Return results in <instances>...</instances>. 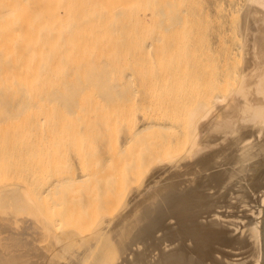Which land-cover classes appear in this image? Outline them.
I'll return each mask as SVG.
<instances>
[{"label": "bare ground", "instance_id": "bare-ground-1", "mask_svg": "<svg viewBox=\"0 0 264 264\" xmlns=\"http://www.w3.org/2000/svg\"><path fill=\"white\" fill-rule=\"evenodd\" d=\"M17 1L18 0H8L6 2V7H3L6 9L1 10V13L3 15H9L16 18L22 15V17L24 16L26 19V21L24 20L25 23L29 20V23H27L31 25L30 19L28 18L35 17V14L32 12L34 16L32 14L31 16L30 11L26 18V12H21L23 7H21L22 5L20 6ZM34 1L35 0H32L33 4ZM61 1L62 0H56L57 6H59L58 2L61 3ZM37 2L40 1L38 0ZM37 2H35L36 6L39 4H37ZM44 3L45 1L43 2V4ZM247 3L248 12L246 17L244 18V20H242L243 15L240 14L241 19L236 23L238 51L242 59L241 66H238L237 70L234 73V82L231 85L232 87L229 88V92H226L224 94L219 93V91H217V93L215 92V95H212L214 96L213 103L209 107L205 106L202 103H199V101L194 99L195 90L197 88V77L195 76V74L199 69V50L196 49V46H200L203 43L200 42L199 45L196 43L192 44L191 37L186 33L185 29L182 28L181 24H183V12L180 8H178L177 13L167 10V7H164L163 9L161 8L162 10L160 11L158 10L157 6H150L148 9L145 8L147 10V14H145V16L148 19L149 16L152 19L154 18V23L155 21L158 22V20H161L162 17L163 22H166L167 24V30L170 32V36L176 37H166L165 35L159 34L157 36H153L147 41L145 50L143 52L134 49L129 51H118V58L116 62L117 65L112 62L110 64H115L114 66H108V63L102 60L103 55L105 56V54L111 52L107 53L108 50H106L105 54L101 53L102 51L99 52L102 47L104 48V50L109 49L110 51L111 49L109 46L111 45H109L108 43V46H105L104 44L106 43L102 41L104 43L102 46V44L99 43L101 41L98 42V39L96 41L89 36L91 33L90 26L88 27V25H90L89 22L93 23L91 28H94L96 31V33H94L95 39L98 37V35L104 34L101 33L102 26L101 28H99V30L101 29L100 31L96 29V27H94L100 25L99 20L102 18L99 19L96 16V13L94 14L93 12H89L95 10V8L99 9L100 7L95 6L93 7V9H91V6L88 7L87 10L85 7H83V10L87 13V15H85L86 13L83 12L81 8L80 10L82 11L79 12L87 17V19L85 20L88 23L84 21L83 18L82 21L85 22L86 26L84 22L81 21L80 22L83 23V25L79 24L80 22L78 23V25L76 24V22H74V26L78 27L79 25H82L85 29L86 27H88L89 32L87 29L85 34H89L84 35L83 30L80 31L81 28L79 27L80 29H78L80 32H78V36H74L73 38V35H71V39L68 40L73 43L69 44V46L66 44V48L69 50L70 47L71 51L64 52L63 50H61L60 53L56 52V54H53L51 56L45 53V50L44 52H39V50H41L39 46L43 42H40L41 44L39 46L37 44V46L33 47L37 42L33 39V36L38 33L37 30H40L41 27H39L34 22L32 25H37V28L39 27L38 29H36V27H33L34 29H36L34 30L32 26H28L27 24L24 25V22H22V19H20L21 17H19L22 22L20 23L23 25H21L20 23V25H18L20 27L24 26L25 30L23 27L22 32L19 31L17 37L14 36L16 39L13 38V36L12 38L15 41L19 39V37H21V39H24L25 37H22L24 35L23 33H25L24 36H26L28 32L26 33L25 31L32 28L31 30L33 32L29 30V34L27 35L28 37L26 36L25 40H23V44L26 45L28 44V42H32V40L33 42H35L34 44L32 42L33 45L29 43L28 45L30 47L28 45L25 47L20 46V43L17 44L19 46L18 48L21 49V47H23L26 49V51H23L24 49H21V51H19L20 49L17 50L16 48L15 53L10 50V53H5L2 55V61H0V102L35 103V106L28 107L29 109L27 110V112L31 109H34L35 111V109H37L36 103L38 106L39 101L44 102V104L46 102H52V104L53 102H61L62 106L59 109L61 110L62 114H64V118H70L69 120H72L70 122L71 125L66 127V120L62 121L65 123V126H60L61 124H59V122L53 123L50 126L52 130L57 131V133L58 131H65L66 133L69 132L72 135L79 132H82L85 135L97 134L99 137H101V139L105 140L108 146L112 147V150L115 151L114 152L111 150V156L112 154L114 156L113 158H110V156L108 157L107 164H113V166L116 168V174L112 175V178L104 177L105 179L102 178L101 180L103 187L107 190L110 189V193L106 192V194H109V196L105 200L106 206L103 213L96 212L94 210L91 211L90 209L92 207L90 206V209L87 208L86 211L80 213V215L77 214L76 216L74 214H76L77 211H75L74 214L70 213L67 206L62 207V203H59V199H57L59 198V191L61 189L68 188L67 190H69V187H71V185L74 188V186L76 187V184L78 183L85 184L91 182V180L93 179V175L88 171L87 166L83 164V157L81 159V155L79 154L78 158L81 160L80 161L78 159L80 161V166H68L64 168V170L55 171L52 174V177L48 176L45 182L41 184V197L53 198L51 199L53 200L52 203L50 201V205L48 204L46 207V215L40 208H37V213H34L32 211V207L30 206V201L29 203H27L28 205L19 203L16 207V209H19L21 207L24 209V207H26L28 219L34 217V215L38 216V226L40 229L44 230V234L39 237L38 243V249L42 251L41 255L45 254L42 259H45L43 264H88L92 258H95L100 264H123L126 260L124 248L133 243L134 233L139 228V219L141 213L146 207H148L151 202L156 200L170 184L178 180L189 170L199 166L206 158H208L217 150L232 143V141L241 133L250 129L264 130V0H247ZM40 4H42V0ZM138 4L137 8L135 7V5L133 6V8L131 5L130 7H128L129 5L124 6L128 7L126 9L128 14L131 15L133 11L136 17L138 16L143 19V10L140 11V5ZM68 5L69 4H63V6H66L69 9L70 7H68ZM108 5H101L100 9H102L103 6L104 8L108 7V12L111 13L114 10V6L112 7L111 4L109 5L110 7H112L111 11ZM25 6L28 7L29 5L25 4ZM39 6L40 5H38V7ZM48 6L49 2L47 6L45 4L44 7H47V11L50 10V12L44 10L46 8H36L40 10L43 9L46 12H44L43 10L42 12H44L45 14L47 13L46 15L50 16L51 11H54L51 9L55 8L50 7V5L49 9ZM63 6L61 7L62 13L65 8H63ZM71 6L72 8L74 7V5ZM116 6L117 5H115V7ZM30 7L31 5L29 6V9ZM34 7L35 6L33 5L32 8L34 9ZM58 8L59 7H56V9ZM72 8H70V10H67L66 13L68 11H72ZM28 10L27 12H29ZM58 10L57 14L55 13V15L52 16V19L56 16L54 18L55 22H53V20H47L45 21V23L48 22L47 24H57L59 29L60 25H58V23L60 24L61 21H59V19H66V15H69L67 13L64 16L65 12L62 15L61 12L58 13ZM75 10H77V8ZM75 10H73L72 13ZM119 10L122 9L118 8V11ZM34 11L39 12L36 11V9H34ZM79 12H74V14L77 13L76 17H78L76 18V20H81L83 16H80L81 14ZM104 12L101 11V13L106 16L104 17L108 19L110 16L108 13H106L107 10L105 13ZM78 13L80 14V17L78 16ZM38 14L41 13L39 12L37 13V15ZM45 14H42V16ZM49 16L47 17L49 18ZM70 16L75 17V15L73 14ZM93 16H96L95 19L97 18L98 22L96 21L97 19H93ZM38 19L34 18L36 23L40 22ZM40 19L43 23V19L45 18ZM107 19L105 20L107 21ZM110 19H112V17ZM126 19H124V21H126ZM102 20L101 24H103L104 26L107 22L105 21V23ZM94 21H96V25L94 24ZM127 21L124 23H127ZM231 24H233V21L231 20H224L223 22L220 20L215 22L213 36L207 42V49L212 54L213 64H222L221 62L223 61V59H220L219 56L224 54L221 58L228 57V54L230 53L232 46L229 39L230 32L228 33V31L231 30ZM140 25L141 27H139L142 28V23ZM27 26L28 28H26ZM55 26L56 25H53L52 28H54ZM133 26L135 28L136 25ZM20 27H16V25L13 26V28ZM83 27L82 29H84ZM145 27L148 28V25ZM108 28L109 27H107V29ZM107 29L105 30V33ZM74 30L75 29L73 28V32L76 33V31ZM93 30L92 32H94ZM34 31L35 33H37L35 34ZM31 32L34 34H32ZM13 33H15V31H12L11 35ZM42 33H45V31ZM64 33L65 37L67 38L68 34H66V32ZM80 33L83 35L81 36L82 38L79 37L81 35ZM54 34L56 35L57 33ZM107 34H104V36L105 38L107 37L108 40ZM14 35H16V33ZM144 35L145 32L142 36L144 37ZM104 36H101L103 37L102 40H104ZM110 36L112 37L111 41H113L112 39L115 35ZM118 36L119 35L117 34V37ZM29 37H32V40H30L31 38L29 39ZM78 37L79 39H83V37L85 38L83 39L85 41L84 45L83 43H80L84 41L74 43L77 40L76 38ZM54 38L55 37H53L52 35V38H47V40L49 39L50 43V39H52L53 41ZM87 38L89 39V41ZM26 39H29V41H26ZM74 39L76 40L74 41ZM86 39L88 43L86 42ZM24 41L26 42L24 43ZM6 43L7 46L8 44L10 45V42ZM112 44H114V42ZM36 47H39L38 52L34 50ZM30 48H33L34 52H30V50H28ZM73 49L77 50L73 51ZM17 51H19V53H17ZM65 57L67 58V60H65ZM229 57H232L231 53ZM108 59L109 61H111L110 58ZM224 61L226 62H223V65L225 67L222 68V72L223 69L225 70L224 72H227V69L225 68L228 67L229 63L226 58L224 59ZM226 63H228L227 67L225 65ZM102 64H105V66L102 67ZM1 65H9L11 67H3ZM218 77L219 76L217 75V78ZM40 107L41 108L39 109H43V106L40 105ZM49 107L47 106V108ZM23 109L27 108H21L20 110L22 112L19 111V113L17 114L18 116L23 114ZM44 109L46 111L45 107ZM44 109L43 112L45 113ZM48 110L49 109H47V111ZM37 111L40 110H36L34 113H36ZM47 111L46 114H49L50 111ZM40 112H37L36 115H33L34 118L32 119H34V121L35 116H37L38 113L40 114ZM28 114L30 115V112H28L27 115L24 112V115L21 116H27L28 118ZM49 116L52 117V115L50 114ZM38 117H42V115H38ZM46 117L48 118L47 115ZM15 119L17 120V118ZM20 119H22L21 122H23L22 124L24 126L26 118L25 121H23V117ZM6 120L7 118H5V121ZM16 120L14 122L17 123L18 120ZM0 121H3V117H0ZM12 121H10V126H12ZM41 121L39 130L42 129L41 124L43 121ZM53 121L54 120H52V122ZM6 124L7 125L2 123L5 128L7 126V128L10 129V133H13L15 129L12 127L14 129L12 130L11 128H9V124L7 122ZM17 125L18 123L16 124V127L14 125L16 130L17 128L19 129ZM23 126H21V130L19 129L18 131H23L21 133L25 135V126ZM34 126L35 124L33 125V127ZM50 127H47V129H49ZM81 127L82 130L80 131ZM5 128L3 130H5ZM34 128L27 127L26 130L32 131L34 130ZM3 130H1V132ZM39 130L38 132H42ZM65 132H63V135L61 133H58L62 135L61 139L64 137ZM72 135H70V138H73L72 141L73 143H75L76 147V145L78 144L77 142L82 141L80 139L81 134L79 135L80 137L78 136L79 138L77 137V135H75V139ZM40 136L41 135H39V137ZM183 136L186 139V150L184 151V154H181L179 152V145H181ZM50 137L49 139H51ZM35 139L37 138L35 137ZM58 140L61 141L60 139ZM42 142L44 143V141ZM144 142H147L148 144L146 149L147 152L141 153L139 150V146L141 147L142 145H145ZM21 143L19 145H21ZM80 143L76 147L77 151L78 149L82 150V145ZM16 145L17 144L15 142L14 146ZM23 145L25 146V143ZM10 146L11 144L8 145L9 148ZM79 146L81 147L79 148ZM136 151H138L137 154ZM4 152L6 153V151H3V153ZM80 154H83V152L80 151ZM87 156L85 157L87 158V161H89V159L90 162H94V160H97L94 159V156L93 158H89ZM1 160L4 162V159H0V161ZM8 160L11 159L8 158ZM2 161L1 164H4ZM113 161L114 163H116L115 165ZM7 162L9 161H5V164ZM1 164L0 173L2 174H0V176L2 178L11 176L10 173L12 172L10 171L6 174V176H3V174L9 168V164L7 169L5 168L7 164L4 166ZM107 164L106 166H108ZM90 167L92 168V166ZM108 167L103 169L104 173L103 170L101 171L102 176L103 174L108 172V170L110 169V167ZM2 168H5V170L2 171ZM91 170L92 169H90V171ZM97 174L95 175V177H98ZM8 183H10V185H0V205L3 204L6 199L12 197L14 198L16 196V199L20 200L23 195L27 196V200L28 198L30 199L28 193L25 190V186H23L22 183V185L17 182L15 184L14 182ZM90 185H92V183L89 184L88 188L90 187ZM94 192L95 191H93V193ZM55 194H57V198L54 197ZM72 196L74 197L75 194ZM67 198H69V196ZM80 208L85 209V206H82ZM93 209L97 210V207L94 205ZM4 219L7 220L6 216L4 217ZM0 264L5 263L1 262L0 260Z\"/></svg>", "mask_w": 264, "mask_h": 264}, {"label": "rangeland", "instance_id": "rangeland-1", "mask_svg": "<svg viewBox=\"0 0 264 264\" xmlns=\"http://www.w3.org/2000/svg\"><path fill=\"white\" fill-rule=\"evenodd\" d=\"M7 1L8 0H0V61H2V55L3 54L10 53V50H12V52L15 53L16 52V48H17V50L20 49V48H18L19 46L17 44L20 43L19 45L23 46V47L27 46L29 43L32 44V42H33L32 37H29V39L31 38L30 40H32V42L30 41L26 45L23 44V40H25L26 36L29 34V30L32 31L31 29L33 27H36L37 25L39 27H41V28L39 30L38 29L39 27L38 28L36 27V29H38L37 30L38 33L36 32L38 34V36L35 33V31H34V33L36 35L33 36V39L36 40L37 42H36V45H34L33 47L37 46V44L39 46L43 42L39 46L41 48V50H39V52H44V50H45V53L49 54L50 56L53 55V54H56V52L60 53L61 50H63L64 52L65 51H71L70 47H69V50L66 48V44L69 46V44L73 43V42L68 41L69 39H71V35H73V38H74V36L77 37L78 36L77 35L78 32H80L82 30L84 32V33L82 32L84 35H88L89 34L88 33L89 32V28L88 27L90 26V30H91L90 32L92 33V34L90 33V35H89L90 38H92V39H94L96 41L98 39V42L99 41H101V42L103 41L104 43H106V44H104L103 42L102 43L99 42L100 44H102V46H103V44L105 46L106 45L108 46V43H109V45H111L109 47H110V49L112 51L111 50L109 51V49H105L104 50L103 47H102V49L101 48H98V49H101V50H99V52L102 51L101 53H104V54L106 53V50H108L107 53L108 52L112 53V54L111 53L105 54L106 60H105V56L103 55L102 60L104 62H107L108 66H114L116 64V62H117V58H118L117 52L118 51H129V50L134 49V50H138V51L143 52L145 50V45H146L147 41L150 38H152L153 36H157L159 34L165 35L166 37H174V38L176 37V36H170L171 34L167 30V24H166V22L165 23L163 22V18L162 17H161V20H158V22L155 21L153 23V19L154 18L152 19L149 16V19H148L145 16V14H147V10L146 9H148L150 6H157L159 11L162 10L164 7H167L166 8L167 10L172 11V12L174 11L176 13L178 11V8H180L182 10V12H183L182 14H183V19H184V20L182 19L183 24H181V25H182V28L185 29L186 33L191 37L192 44L196 43V44L199 45L200 42L203 43L200 46H196V49L199 50L198 51V54H199L198 55L199 69L197 70V72L195 74V76L197 77V80H196V87L197 88L195 90L194 99L199 101V103H202L205 106L209 107L213 103V99H214L213 97L214 96H212V95L215 92L217 93V91H219V93H223V94L226 93V92H229V88L232 87L231 85L234 82V73L237 70V67L241 66V63H242V59H241V56L239 55V51H238V36H237V32H236V23H237V21H239L241 19V15L240 14L243 15L242 16V18H243L242 20H244V18L247 15V12H248L247 0H177V1L176 0H117V1H115V0H62L61 1V3L63 2L62 4L60 2H58L59 6H57L56 0H48V1L47 0H42V4H40L41 0H39L40 2H37L38 0L37 1L35 0L34 4H33L32 0H31V2H30V0H18L17 2L20 4V6L22 5L21 7H23L21 12H26V14H25L26 18H27L28 13H30V11H31L30 15L32 14L34 16V14H35V17H31V18L29 17L28 18V19H30V23H31V25H30V24H28L29 20L27 21L28 23L27 22L25 23V21H26L25 17L23 16L24 17V19H23L22 15L19 16V17H21L20 19H22V22H24V25L27 24L28 26H32V28H30L29 30L27 29V31H25L26 33L28 32V34L26 36H24L25 33H23L24 35L22 37L23 38L25 37L24 39H21V37H19V39H17L16 41L13 39V38H15L14 36L17 37L18 32L19 31L22 32V29H23L24 26L23 27L19 26L22 23L21 20L19 19V17H17V18L16 17H11L9 15L7 16V15H3L1 13V10H5L6 9V8H3V7H6V2ZM44 1H45V3L43 4ZM35 2H37V4L39 3L38 5H40L39 6L40 9L41 8H43V9L46 8L44 10L47 11L48 8L44 7V5L46 4V6H47V4L49 2V6L51 5L50 7H52V8L54 7L55 9H56V7H59L58 8L59 10L56 9V12H55V9H51V10H54V11H51V14L52 13L53 14L52 15L50 14V16H49V15H46L47 13L46 14L44 13L46 11H44L43 9L42 10L44 12H42V10L38 9L39 7H38V5L37 6L35 5L36 4ZM136 3L138 5H140V7L138 6L140 8V11L143 10V14H144V17H142L143 19H141V17H138V16L136 17V15H134L133 11H132L131 15L128 14V12L126 10L128 7H130V5L133 8V6ZM25 4L29 5V6L31 5L30 9H29V6L27 7V6H25ZM63 4L64 5L65 4L66 5L69 4L68 7H70V8H72L71 5H74V7L72 9L75 10L77 8V10H75L74 12L82 11L84 9L83 7H85L86 10H87V8L91 7V6H92L91 9H93V7H95V6L101 8V5H105L106 6L108 4L109 5L111 4L112 7L113 6L115 7V5H117L115 8L113 7V9H114L113 11L116 10L115 12H113L112 9H111L112 7H110L108 5L110 7L111 11L113 12V13L111 12L112 16H111V13L108 12L109 8L108 7L104 8V6L102 7V9H100V8L96 9L95 8V10L89 11V12H93L94 14L96 13V16L99 19L100 18L103 19L106 16L104 14H102L101 11L102 12H104V11L106 12V10H107L106 13H108L109 16H110L108 19L105 18V19H107V21L105 19H103V20L100 19L99 20L100 21L99 22L100 25L99 26L97 25V26H94V27H96V29L99 30V28H101V26H102L101 29L103 31L100 29L101 33H104V34L108 33L107 34L108 35V40H107V37L105 38L104 34L98 35V37L96 36L97 38L95 39L94 33H96V31H95L94 28H91L93 23L89 22L90 25L87 24L88 27H86V29H85L82 26L83 23H81V22L86 21L85 19H87V17L79 12L81 15L78 13V16L79 15L80 16L83 15L84 17L82 16L81 20H79V19L76 20V18H78V17H76L77 13H75V14H74V12L72 13V11H73L72 9H71L72 11H68L67 12L68 15H69V16H67L66 15L67 14L66 11L70 10V8L68 9L66 6H63ZM137 4L135 5L136 8H137ZM33 5L35 6L34 9H36V11L40 10L39 12L41 14L37 15V13H39V12H35L34 11V9L32 8ZM42 5H43V7H42ZM61 5L63 6V8L64 7L67 8V9L64 8L63 13H62V9H61L62 6ZM122 5L123 6L124 5H127V6L129 5V6L128 7L127 6L123 7ZM141 6H142V8H141ZM36 7H38V8H36ZM50 7H49V9H50ZM117 7L119 9H122V10L118 11ZM81 8H82V10H80ZM123 8H125V9H123ZM27 10L29 12H27ZM57 10L59 11L58 13L61 12L62 15L65 12L64 16L66 15V17H67L66 19L62 17L63 20L59 19V21L61 20L60 24L58 23V25H60L59 29H58L57 24H53V23L47 24L48 22L45 23V21H47V20H53V22H55L54 18L56 16L53 17V19H52V16L55 15V13L57 14ZM48 11L50 12V10H48ZM70 12L73 15H75V17L70 16V15H72ZM83 12H85V11L83 10ZM242 12H244V13H242ZM21 14H24V13H21ZM42 14H45V15L42 16ZM85 15H87V13ZM47 16H49V18ZM134 16L136 18H138V19H136ZM95 17L93 18L94 20L97 19V18L95 19ZM111 17H112V19H110ZM34 18L35 19L39 18L38 20L40 22L37 20L39 23H42V20L40 18H42V19L45 18V19H43L44 22L42 24H39V23H36ZM83 18H84V21H82ZM126 18L128 19V21H127ZM10 19H11V22H10ZM31 19H32V22H31ZM64 19H65V21H64ZM124 19H126L127 23H124V22H126V21H124ZM101 20L104 21V22L105 21L107 22V23L105 22L106 24L104 26H106L107 24L108 25L106 27H104L103 24H101ZM145 20H147L148 22L145 21ZM220 20L222 22L224 20L233 21V24H231V30L228 31V33L230 32L229 39L231 41V46H232L231 50H230V53H231L232 57H229L230 53L228 54L229 59H228V57L221 58L224 54L220 55L219 58L223 59V61L221 62L222 64H220V65L217 64L216 65V64H213V62H212V54L207 49L208 48V46H207L208 43L207 42L213 36V30H214L215 22L220 21ZM62 21H64L65 23L62 22ZM96 21L98 22V19ZM96 21H94V24H95ZM144 21H145V24L147 23L146 25L144 24ZM34 22H35V24H37L36 26L32 25ZM74 22H76L77 25L80 22L79 24H82V25H79L78 27H75L74 26ZM92 22H93V20H92ZM149 22H150V24H149ZM141 23H142V28H140L141 27V25H140ZM84 24H85V22H84ZM131 24H132V26L136 25L135 28H134V26L132 27ZM15 25H16V27L18 26L20 28H13V26H15ZM21 25H23V24H21ZM53 25H56L57 27L55 26L56 28L54 27L55 28L54 29V28H52ZM147 25H148V28L145 27ZM28 26L26 28H28ZM85 26H86V24H85ZM79 27L81 28L80 31H79V29H80ZM82 27L85 29V31H84V29H82ZM103 27H104V29H103ZM107 27H109L110 29L109 28L107 29ZM73 28L75 29L74 31H76V33L73 32ZM105 28L108 31V32L106 31V33H105V30H106ZM144 28H146V29H144ZM36 29H34V30H36ZM87 29H88V32H87L88 34H85ZM139 29H140V31H139ZM24 30H25V27H24ZM92 30L94 32H92ZM98 30H97V32H98ZM12 31L13 32L15 31L16 35H14L15 33H13L11 35ZM44 31H45V33H42ZM64 32H66V34H68L67 38L65 37V33ZM144 32H145V35L143 37L142 35L144 34ZM34 33H32V34H34ZM54 33H57L56 34L57 37H56V35ZM73 33H75L76 35L73 34ZM124 33H126V34H124ZM131 33H132V35H131ZM8 34H9V36H8ZM46 34L48 35V37H47ZM117 34L119 35L118 37H117ZM20 35H18V36H20ZM52 35L55 38L53 39V41H52V39H50V43H49V39L47 40V38H52ZM92 35H93L94 38L92 37ZM95 35H97V34H95ZM110 35H112V36L115 35L113 37V39H112L113 41H111L112 37ZM12 36H13V38H12ZM81 36H83V35L81 34L79 37H81ZM99 36L100 37L104 36V40H102L103 37L100 38ZM79 37L76 38L77 40L74 39V41L76 40L74 43H78L80 41H84L83 39H85L84 38L85 36L83 37V39H79ZM135 37H136V39H135ZM29 39L28 40L26 39V41H29ZM87 39H86V42H87ZM99 39H101V40H99ZM26 41H24V43ZM38 41H39V43H38ZM88 41H89V39H88ZM6 42H8V43L10 42L11 49H10V45L8 44V46H7ZM11 42H12V44H11ZM34 42H33V44H34ZM59 42H60V44H59ZM90 42H92V41H90ZM113 42H114V44H112ZM80 43H83V45H84L85 41L84 42H80ZM23 47H21V49L22 50L24 49L23 51H26V49L23 48ZM38 48L36 47L34 50L38 52ZM106 48H108V47H106ZM21 49L19 51H21ZM42 49H43V51H42ZM28 50H30V52L31 51L34 52L33 48H30ZM28 50H27V52H28ZM76 50L73 49V51H76ZM93 50H97V49H93ZM19 51H17V53H19ZM108 58H110L111 61H109ZM216 58H218V57H216ZM225 58H226V60H228L229 64L228 63L225 64L226 67H227V64H228V67L225 68V69H227L226 70L227 72H224L225 71L224 69H223V72H222V68L225 67L223 65L226 62V61H224ZM230 58L232 59V61H231ZM65 60H67L66 57H65ZM111 62L115 63V64L114 65L113 64L110 65ZM1 66L8 67L9 65H1ZM101 66L103 67V66H105V64L104 65L102 64ZM9 67H11V66H9ZM220 69H221V71H220ZM217 75L219 76L218 78H217ZM38 103H39L38 106H37V103H36L37 109H35V111L36 110L42 111V112L37 111V112H40L42 117H38V115L41 116L38 113V115L35 116V121H34V119H32V118H34L33 115L37 114V112L34 113L35 112L34 109L33 110L31 109L30 111H28V112H30V115L28 114V116H29L28 118H27V116L24 117V116H21V115H24V112L27 115V113H28L27 110L29 109L28 107L35 106V103H28V102H0V117H3V121H4V122L0 121L1 125H2V123L7 125L6 124V122H7L9 124V128H11L12 130L15 129L13 131V133L11 132L12 133L11 134L10 131H9L10 129H8L7 126L5 128L4 125H2L5 128V130H6L5 131V130H3L4 128L0 125L2 127V128L0 127L1 128L0 129V151H1L0 152V157H1L0 159H4V162L1 160L4 164H1V161H0V164L3 165V166L7 164L6 167H5L6 169H7L8 164H9V168L4 173L5 175L3 174V176H6V174L9 173V171L12 172V173H10L11 176H8V177H5V178H2L0 176V185L1 184L10 185V183H8V182H11V183L14 182V184L16 182L20 183V184L22 183L23 186H25V190L28 193V196L30 197V199L28 198V200H27V196L26 195H23L21 200L20 199H16L17 196L14 197V198L13 197L12 198H8V199L5 200V202H3V204L0 205V260H1V262H4L5 264H43V262L45 260V259L42 260L43 256L45 254L41 255L42 251H40L38 249L39 237H41V235L44 234V230L40 229L39 226H38V216L34 215V217L28 219L26 207H24V209L22 207L19 208V209H16V207L18 206L19 203H22L23 205H25V204L29 203V201H30V203H31L30 206L32 207V211L34 213H37V211H36L37 208H40L44 214L47 213L46 207L50 203V201L52 203L53 200H51V199H53V198L41 197L40 193H41V184H43V182H45V180H46V178L48 176L52 177V174L55 171L64 170V168H66L68 166H75V167L76 166L77 167L80 166L79 162L81 160L78 158V154L81 155V157H80L81 159L83 157V159H84L83 160V164L85 166H87L88 171L93 175V179L91 180V182H88V183H85V184L78 183V184H76L77 185L76 187L74 186V188L71 185L72 188L69 187L70 188L69 190H67L68 188L67 189L65 188V189H61L59 191V198H57L58 197L57 194H55V196H54L55 198L59 199V203H62V207L67 206V208H68L70 213L74 214L75 211H77L76 214H74V215L77 216V214L80 215V213H83L84 211L87 210V208L90 209L91 207H92L90 209L91 211L94 210V211L100 212V213H103L105 211L104 210L105 206H106L105 200L109 196V194L107 195L106 192L110 193V191H109L110 189L107 190L106 188H104L102 183H101V180L104 177L112 178V175L116 174V168L113 166V164L112 163L110 165L107 164L108 157L110 156V158L111 157L113 158L114 155L112 154V156H111L112 147L108 146L107 143L105 142V140L101 139V137H99L97 134L85 135L82 132H79V133H76V134L72 135L69 132H67L70 135L74 136V139H75V135H77V137H78L81 134L80 135L81 137L80 136L79 137H80V139L82 141L79 140L81 143L80 142H77V143L78 144L80 143L82 145V147L79 146V148L81 147L82 150L78 149V151H79L78 152L77 149H76L78 144L76 143L77 145L75 147V143H73V141H72L73 138L71 139L69 134H67L65 131H63L65 133H64V137L61 139V136L63 135V132L58 131V133H61L62 135L58 134L57 131L52 130V128L50 127L51 124L57 123V122H59V124H61L60 126H65V123H66V127L71 125L70 122L72 120L70 121L69 120L70 118L69 119L64 118L63 117L64 114H62L61 110L59 109L62 106L61 102H53V104H52V102L51 103L50 102H46L45 103L46 105L44 104V102H40L39 101ZM48 104L49 105L51 104L50 105L51 109H50ZM40 105L43 106L42 107L43 109L45 107L46 111H47V109H49L47 112L50 111L49 114L52 115V117H50L48 113L46 114L45 109H44L45 113L43 112V109H39V108H41ZM47 106L49 108H47ZM21 108H27V109H23V114L18 116L17 114L19 113V111H21L20 110ZM32 112H33V114H32ZM45 114L48 116V118L46 117ZM4 117L7 118L6 121H5ZM22 117H23V121H25V118H26V122H24L25 123L24 126L26 128L27 127H31V128L35 127L34 130H32V131H27L26 130V128L22 124L23 122H21L22 119H20ZM15 118H17L18 121L20 119L19 122H21V123H19ZM38 118H40V119H38ZM10 119H12V120L15 119L17 121V123H18L17 126L19 127V129L21 128V126L24 127V133L26 132L25 135L21 133L23 131H18L19 130L18 128L16 130L15 127H16L17 123L14 122L15 120L12 121ZM72 119H74V118H72ZM52 120H54V121L52 122ZM10 121H12V126H10L11 125ZM40 121L43 124V125L41 124V127H42L41 130H39ZM62 121H65V123L62 122ZM28 123H29V125H28ZM13 124L15 125V127H14ZM34 124H35V126L33 127ZM19 125H21V126H19ZM26 125H28V126H26ZM47 127H50V128L47 129ZM7 129H8V132H7ZM1 130H3V131L1 132ZM22 130H23V128H22ZM38 130L42 131V132H38ZM81 130H82V127H81L80 131ZM17 132H18V134H17ZM55 132H56V134H55ZM16 134H17V136H16ZM38 134L41 135V136L39 137ZM50 134H51V137H50ZM23 137H25V138H23ZM35 137L37 139H35ZM49 137L52 140L49 139ZM52 137H54V138H52ZM57 137H59V138H57ZM26 138H27V141H26ZM30 138H31V140H30ZM64 138H66V139H64ZM58 139H60L61 141H59ZM69 140H71V141H69ZM42 141H44V143ZM15 142L17 144L16 146H14ZM17 142H19V143H17ZM185 142H186V139L183 136L181 145H179V152L181 154L185 153L184 152L186 150ZM8 143L11 144L10 148L8 147V145H9ZM20 143H21V145H19ZM24 143H25V146L23 145ZM42 143H43V145L45 144L44 148H43ZM26 144H27V146H26ZM144 144L145 145H142L141 147L139 146V150H140L141 153L147 152L146 149H147V145L148 144H147V142H144ZM3 146H5V147H3ZM38 146H39V148H38ZM85 146H86V148H85ZM1 147H3V148H1ZM7 148H8V150L9 149L10 150L8 151ZM15 148L18 149V150H16ZM37 148H38V150H37ZM61 148H63V149H61ZM89 148L92 149V150H90ZM3 151H6V153L5 152L3 153ZM80 151L83 152V154H80ZM112 151H114V150H112ZM177 152H178V149H177ZM137 153H138V151H136V154ZM85 154H86V156L88 154L87 157H89V158H93V156H94L95 157L94 159H97V160H94V162H92V161L90 162V159H89V161H87V158H85L86 157ZM2 156H3V158H2ZM12 156H13V160H15V161L12 160ZM8 158L11 159V160H8ZM114 159H115V157H114ZM5 161H9V162H7L5 164ZM89 162H90V164H89ZM113 163H114V161H113ZM106 164L110 167V169L109 170L106 169V170H108V172H106L102 176V172L101 171L104 168L108 167V166H106ZM115 164L116 163H114V165ZM90 166H92V168ZM5 168H2V171L5 170ZM90 169H92L91 170L92 172L90 171ZM97 173H99L100 175L97 174ZM103 173H104V170H103ZM0 174H2V173H0ZM13 174H15V175H13ZM96 174H97L98 177H95ZM42 175H43V177H42ZM91 183H92V185H90V187L88 188L89 184H91ZM80 186H83V187H80ZM84 189H85L86 193L88 192L87 194L84 192ZM93 191H95V192L93 193ZM74 194H75L76 197L72 196ZM68 196H69V198H67ZM105 196H106V198H105ZM94 205L97 207V210L93 209ZM82 206H85V209L80 208ZM59 209H60V207H59ZM49 210H50V207H49ZM78 211H79V213H78ZM44 214H43V216H44ZM5 216H6L7 220L4 219ZM88 228H91V227H88ZM6 251H7V255H6Z\"/></svg>", "mask_w": 264, "mask_h": 264}, {"label": "water", "instance_id": "water-1", "mask_svg": "<svg viewBox=\"0 0 264 264\" xmlns=\"http://www.w3.org/2000/svg\"><path fill=\"white\" fill-rule=\"evenodd\" d=\"M124 249L123 264H264V130L241 133L170 184Z\"/></svg>", "mask_w": 264, "mask_h": 264}]
</instances>
